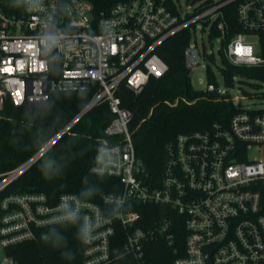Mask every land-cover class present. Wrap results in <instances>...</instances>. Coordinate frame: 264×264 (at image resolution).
<instances>
[{
  "label": "built area",
  "instance_id": "1",
  "mask_svg": "<svg viewBox=\"0 0 264 264\" xmlns=\"http://www.w3.org/2000/svg\"><path fill=\"white\" fill-rule=\"evenodd\" d=\"M231 3H236L244 31L227 44L228 60L234 65L264 64L258 53L264 0H127L107 13H94L87 0H0V109L7 98L16 105L30 104L48 101L51 91L98 84L90 103L1 180L0 191L101 102L108 103L114 117L92 171L116 177L123 186L121 192L104 194V205L74 193H63L57 201L34 191L5 196L0 203V250L45 238L48 227L80 220L91 242H83V259L72 264H108L122 257L146 264V245L156 239L170 247L172 264H264V157H251L264 149V106H243L242 95H229L217 83H208L206 91L230 98L241 111L227 127L179 134L167 146L168 161L157 182L137 157L132 111L117 95L122 84L139 94L151 77L164 75L168 65L155 49L185 28L191 34L187 67L209 62L206 43L200 47L193 36L199 29L210 41L217 26L221 44L223 9ZM53 54L60 57L55 69ZM236 82L237 77L233 86ZM260 100L264 105V98ZM148 204L168 207L176 218L147 221L137 206ZM0 264L16 262L3 255Z\"/></svg>",
  "mask_w": 264,
  "mask_h": 264
},
{
  "label": "trees",
  "instance_id": "2",
  "mask_svg": "<svg viewBox=\"0 0 264 264\" xmlns=\"http://www.w3.org/2000/svg\"><path fill=\"white\" fill-rule=\"evenodd\" d=\"M87 1L92 4L94 13H107L117 3L127 0ZM223 11L225 35L218 48L219 72L228 86H233L237 77L240 83H248L257 90L264 88V64L234 65L228 60L227 44L244 29L237 18L236 3L225 6ZM190 36V30L185 28L156 47L155 52L168 65L164 75L151 77L139 94L124 84L117 92L123 107L132 111L130 131L137 157L157 182L168 161L167 146L179 134L211 129L215 125L227 127L231 118L241 111L230 98L213 97L211 92L193 86L192 69L187 67L185 56ZM220 36L221 31L214 26L210 41ZM258 53L264 56V32L261 33ZM206 57L216 62L213 53H206ZM59 65L60 57L53 54L52 68ZM207 77L209 83H215L216 76L210 63ZM97 87L98 84L92 82L86 89L51 91L46 107L16 105L7 98L0 109V181L31 159L82 111L92 100ZM246 94L264 98V91ZM113 117L107 102L89 109L45 156L0 191V203L9 194L34 191L45 193L52 201H57L63 193H74L82 199L104 205V194L123 190L118 178L92 171L99 144L106 136L105 128ZM137 209L147 221L163 216L176 218L174 211L161 205H138ZM43 231L47 238L0 250V261L3 255L12 257L16 264H72L82 261L84 243L80 220L54 225ZM180 231L181 235L185 234L184 227L181 226ZM146 250V264H172L174 255L164 241H151ZM108 264L137 262L131 257H122Z\"/></svg>",
  "mask_w": 264,
  "mask_h": 264
},
{
  "label": "rangeland",
  "instance_id": "3",
  "mask_svg": "<svg viewBox=\"0 0 264 264\" xmlns=\"http://www.w3.org/2000/svg\"><path fill=\"white\" fill-rule=\"evenodd\" d=\"M194 38H196L198 40L200 47H203V41L206 43L205 54L208 52V50L210 52H213L216 62L203 61L201 63V65L192 69L191 79H192L193 86L196 89H201V90L207 89V86L209 83V80L207 77V68H208V63H210L214 72H215V75H216L215 83H217V85L219 86L221 91H225L226 93H228L229 95H232V96H234L235 94L242 95L244 97L242 99V105L243 106L255 107L258 109L262 108L264 105H263L262 101L260 100V97L255 96V98L250 99L249 97L243 95L246 92H251V93L258 92V90L256 88L252 87L248 83H240V82H236L235 86H233V87H229L228 85H226V83L224 81V77L219 72L218 66H217V64L220 63V54L218 51V48L220 46V39L217 38L216 41L211 42L208 40L207 35L202 33V31L199 29L196 31V34L193 36V42H194ZM256 155H260V156L262 155L264 157V149L262 151L253 152L251 154V157L256 156Z\"/></svg>",
  "mask_w": 264,
  "mask_h": 264
},
{
  "label": "water",
  "instance_id": "4",
  "mask_svg": "<svg viewBox=\"0 0 264 264\" xmlns=\"http://www.w3.org/2000/svg\"><path fill=\"white\" fill-rule=\"evenodd\" d=\"M211 95L213 97H216L217 96V93H211ZM48 105V101H36V102H32L29 104V106L31 107H46ZM59 137H57L55 139V141L58 139ZM23 173V171H21L20 173L17 174V176L21 175ZM16 176V177H17Z\"/></svg>",
  "mask_w": 264,
  "mask_h": 264
},
{
  "label": "clouds",
  "instance_id": "5",
  "mask_svg": "<svg viewBox=\"0 0 264 264\" xmlns=\"http://www.w3.org/2000/svg\"><path fill=\"white\" fill-rule=\"evenodd\" d=\"M82 232H83V242L84 243H90L91 240H90L89 230L88 229H84V230H82ZM45 238H47V237H45Z\"/></svg>",
  "mask_w": 264,
  "mask_h": 264
}]
</instances>
